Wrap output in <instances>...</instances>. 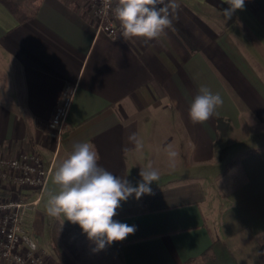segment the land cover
Returning <instances> with one entry per match:
<instances>
[{"label":"crops","instance_id":"obj_1","mask_svg":"<svg viewBox=\"0 0 264 264\" xmlns=\"http://www.w3.org/2000/svg\"><path fill=\"white\" fill-rule=\"evenodd\" d=\"M81 1L42 0L26 21L0 1V154L35 149L52 166L41 199L26 212L25 231L55 264L51 229L62 219L47 213L60 190L53 175L73 145L89 142L99 165L133 186L149 164L159 172L151 194L121 201L113 218L135 227L104 246L121 264H184L217 238L240 264H257L264 240V0H245L227 21L223 0H177L172 27L148 42L98 32ZM67 84L76 93L58 140L50 121ZM201 86L223 104L208 121L193 123L189 108ZM23 196L37 197L29 189ZM64 223L88 238L78 224Z\"/></svg>","mask_w":264,"mask_h":264},{"label":"clouds","instance_id":"obj_2","mask_svg":"<svg viewBox=\"0 0 264 264\" xmlns=\"http://www.w3.org/2000/svg\"><path fill=\"white\" fill-rule=\"evenodd\" d=\"M103 0L104 11L111 9L119 21L124 40L142 38L145 42L158 39L170 29L180 9L177 0ZM229 7L224 9L225 20L231 19L234 12L243 10L245 0H223ZM223 99L208 87L201 86L189 108L193 123L208 121ZM129 142L139 150L142 145L135 133L128 137ZM170 160L178 155L171 145L165 148ZM100 156L95 146L89 142L73 145L72 152L57 167L53 181L59 186L58 194L48 201L47 213L62 222L67 220L78 224L89 240L96 242L99 249L105 244L123 241L134 233L135 227L113 218L121 201L133 194L139 199L151 194L150 185L159 179V172L151 164L139 172L140 181L135 186L125 177L117 176L99 165Z\"/></svg>","mask_w":264,"mask_h":264},{"label":"built area","instance_id":"obj_3","mask_svg":"<svg viewBox=\"0 0 264 264\" xmlns=\"http://www.w3.org/2000/svg\"><path fill=\"white\" fill-rule=\"evenodd\" d=\"M94 18L98 32L109 37H121V27L111 11H104L103 0H82ZM113 0L111 7L116 6ZM76 93V85L67 84L57 105L50 127L60 140L68 126V116ZM52 173L40 153L25 149L18 155L0 154V185L12 188L10 196L0 195V264H51V258L24 229V219L29 208L38 203ZM24 189L37 195L26 200Z\"/></svg>","mask_w":264,"mask_h":264},{"label":"trees","instance_id":"obj_4","mask_svg":"<svg viewBox=\"0 0 264 264\" xmlns=\"http://www.w3.org/2000/svg\"><path fill=\"white\" fill-rule=\"evenodd\" d=\"M20 20L26 21L36 15L42 0H0ZM219 127L226 123L222 118L218 121ZM12 188L0 185V195L10 196ZM68 224L55 220L52 229V246L55 252V264H91L85 247L81 246L84 238ZM184 264H240L227 244L217 238L200 257L189 260ZM257 264H264V240L259 248Z\"/></svg>","mask_w":264,"mask_h":264},{"label":"rangeland","instance_id":"obj_5","mask_svg":"<svg viewBox=\"0 0 264 264\" xmlns=\"http://www.w3.org/2000/svg\"><path fill=\"white\" fill-rule=\"evenodd\" d=\"M263 138H260V140ZM252 142H260L259 138L252 139ZM82 238V236H80ZM82 247H85L86 254L90 259L91 264H121L113 254L112 251L104 249H99L94 246V242L91 240L84 239L81 243Z\"/></svg>","mask_w":264,"mask_h":264}]
</instances>
